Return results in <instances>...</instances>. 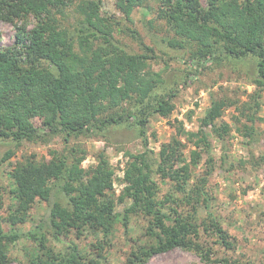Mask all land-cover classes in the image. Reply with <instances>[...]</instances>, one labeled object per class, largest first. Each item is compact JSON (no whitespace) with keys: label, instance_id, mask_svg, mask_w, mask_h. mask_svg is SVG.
<instances>
[{"label":"trees","instance_id":"obj_1","mask_svg":"<svg viewBox=\"0 0 264 264\" xmlns=\"http://www.w3.org/2000/svg\"><path fill=\"white\" fill-rule=\"evenodd\" d=\"M115 1L127 19L136 7L146 2ZM159 1V17L177 37L195 45L192 59L206 63L227 58L248 59L255 71L253 85L260 92L264 90V0H207L205 6L200 0ZM71 2L28 0V8L19 11L16 0H0V20L12 22L14 18L25 19L29 15L37 19L35 27L18 29L15 43L0 50V141L17 144L34 141L39 132L31 120L43 117L48 119L49 134L65 137L103 133L121 126L134 128L147 152L146 128L151 117L157 114L167 117L174 109L173 95H158L162 76L149 68V61L155 59L153 50L143 47L144 53L132 55L119 48L114 43L109 19L101 16L100 0H80L77 5L82 27L76 47L73 37L59 28L52 15L54 8L61 12ZM97 40H102L103 46L93 49L90 43ZM225 107V102L213 101L199 120L197 132H185L179 122L176 134L196 138L194 144L199 146L207 141L205 129L210 127L223 139L229 127L225 123L217 126V121ZM249 119L254 122L253 117ZM173 144L179 145V142L173 139ZM173 144L160 151L156 171L145 152L124 153L128 161L117 202L123 203L126 199L131 202L121 220L114 212V194H110L114 171L104 154L87 170L80 167L82 157L70 164L58 159L55 169L51 162L30 159L18 162L10 173L13 185L10 213L7 217L0 216V264H9L10 248L25 238L36 242L38 248L28 264H106L100 258L86 259L74 248L57 257L48 247L45 235L66 237L71 228H89L103 232L107 238L117 222L121 221L127 228L130 217L136 215L148 220L144 235L148 240L130 251L122 264H147L153 257L177 248L193 252L205 263L221 262L213 257L200 229L206 235L213 234L227 249L232 244L215 218L208 224L204 220L198 222L203 208L200 201L209 209L205 193L198 188L193 197L188 196L190 214L177 205L178 198L173 194L163 199L157 195L154 175L168 177L165 165L178 159L184 162ZM9 156H12L10 151L3 161ZM191 157L192 163L197 164L198 152L192 151ZM211 161L209 157L208 163ZM181 172L183 175L176 180L184 185L189 180L188 165ZM58 180L64 181L62 190L68 197L69 208L53 200V184ZM176 186L179 192H185L181 184ZM37 199L47 203V215L33 229L17 230L15 226L28 220ZM167 203L176 207L166 212ZM5 223L10 226L9 230L4 229Z\"/></svg>","mask_w":264,"mask_h":264},{"label":"rangeland","instance_id":"obj_2","mask_svg":"<svg viewBox=\"0 0 264 264\" xmlns=\"http://www.w3.org/2000/svg\"><path fill=\"white\" fill-rule=\"evenodd\" d=\"M16 1L19 11L28 8V0ZM79 2L72 0L61 12L56 8L52 10L59 28L73 37L76 47L82 27V17L77 10ZM200 2L205 6L207 0ZM99 5L101 16L111 23L114 43L119 48L132 55L144 53L143 47L153 50L155 59L149 61V68L162 76L158 95H173L171 103L174 109L167 117L158 114L151 117L146 128L147 152L138 132L131 127L121 126L109 128L103 133L65 137L64 134L48 133V119L33 118L32 124L39 132L34 141L20 144L0 141V216L7 217L13 204L10 173L18 162L26 159L51 162L55 169L58 159L70 164L82 157L80 167L87 170L97 164L100 154H104L114 171L113 192L110 194H114V212L121 220L131 202L128 199L123 203L117 202L123 188L120 180L128 161L124 153L138 155L145 152L156 171L160 151L173 144L175 139L179 145L173 146L184 162L178 159L165 165L168 177L154 175L158 197L163 199L173 194L178 198L177 205L183 207L184 213L190 214L191 205L186 203L188 196L193 197L198 188L202 190L209 209L204 208L206 203L201 200L203 208L199 212L198 222L206 221L208 224L211 218H215L228 234L232 247L227 249L213 234L206 235L200 229L214 253L213 257L221 262L205 263L193 252L177 248L153 257L147 264H264V90L260 92L253 85L255 71L252 61L227 58L206 63L192 59L195 45L177 37L165 20L159 17V0H146L143 6L133 10L129 19L118 10L115 0H100ZM36 24L37 19L32 15L25 19L14 18L12 22L0 20V50L15 43L18 29L30 30ZM90 44L93 49L103 46L102 40ZM213 101L226 104L222 117L217 121V126L225 123L229 127L223 139L218 138L210 127L205 129L207 141L199 146L194 144L196 138L176 134L179 122L183 124L185 132H197L199 120ZM250 117L254 118L253 123ZM8 151L12 152V156L3 161ZM192 151L200 155L195 165L192 163ZM209 157L211 164L208 163ZM185 165H188L189 180L183 185L176 179L183 175L181 169ZM63 184V180L54 181L53 200L69 208L68 197L62 190ZM179 184L185 188V192L178 191L176 185ZM175 207L173 203H167L165 211L170 212ZM46 215L47 203L37 199L29 211L28 220L15 228L31 230ZM147 226V218L136 215L130 217L127 228L121 221L117 222L107 238L103 232L89 228H71L66 237L45 236L48 247L57 257L74 248L86 259L100 258L106 264H122L130 251L148 240L144 236ZM3 227L9 230L10 226L5 223ZM37 250L36 242L22 239L10 248L9 264H28Z\"/></svg>","mask_w":264,"mask_h":264}]
</instances>
